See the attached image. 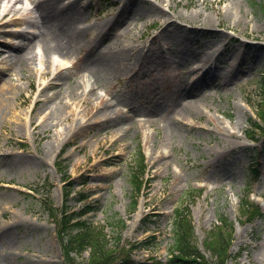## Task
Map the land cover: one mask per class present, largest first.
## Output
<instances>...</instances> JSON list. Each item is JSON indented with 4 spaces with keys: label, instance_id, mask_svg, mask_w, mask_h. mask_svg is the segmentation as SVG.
I'll list each match as a JSON object with an SVG mask.
<instances>
[{
    "label": "rangeland",
    "instance_id": "obj_1",
    "mask_svg": "<svg viewBox=\"0 0 264 264\" xmlns=\"http://www.w3.org/2000/svg\"><path fill=\"white\" fill-rule=\"evenodd\" d=\"M151 1L175 18L178 13L187 17L200 12L211 20L216 32L189 31L178 39L159 35L163 16L155 9L151 16L145 8L141 16L128 17L126 29L124 24L113 23L120 0H91L86 13L75 21L84 31L66 57L74 62L68 71L56 65L41 76L40 71L49 69L44 59L40 65L33 64L32 70L27 67L20 72L3 63L0 56V69L4 70L0 85L11 80L21 88L11 95L9 110L21 112L26 120L31 116L37 124L53 103L44 102L42 113L36 114L44 83L53 82L45 90L58 92L92 72L87 89L93 82L95 85L89 104L78 103V97L72 113L69 107L67 114L54 115L44 127L19 126L10 114L0 119V264H66L57 235L59 211L65 205L69 212L90 208L83 219L103 226L112 245L135 246L128 251V262L122 261L123 253L112 264H169L173 214L184 206L191 211L196 244L209 260L212 257L203 241L222 215L232 222L235 240L231 253L237 256L227 264H264V218L246 223L238 210L248 189L264 209V135L250 126V119L257 121L259 78L264 75V0H199L195 5L191 0ZM29 6H33L31 1ZM3 11L0 6V20ZM50 16L38 15V19L42 24ZM7 20L6 30L26 27L11 16ZM177 20L189 26L184 18ZM225 22L242 31L231 30ZM152 35H157L152 47L188 63L134 75L132 55L142 43L149 45ZM94 43L117 61L107 72L93 71L94 49L90 47ZM200 44L214 51L212 57L220 70L237 61L238 76L231 83L211 85L197 108L184 111L179 105H170V110L151 111L154 103L175 95L174 90L189 86L203 72L190 74L199 64L196 55L204 51ZM55 75L57 79H53ZM96 94L108 103L101 117L96 113ZM132 100L139 108L129 113L124 104ZM127 114L132 115L130 119ZM77 119H88L91 124L71 129V120ZM140 152L149 182L131 211L135 197L131 168L139 162ZM51 207L56 209L54 214ZM76 258L86 262L89 253Z\"/></svg>",
    "mask_w": 264,
    "mask_h": 264
},
{
    "label": "bare ground",
    "instance_id": "obj_2",
    "mask_svg": "<svg viewBox=\"0 0 264 264\" xmlns=\"http://www.w3.org/2000/svg\"><path fill=\"white\" fill-rule=\"evenodd\" d=\"M29 1L33 3V6H29ZM159 1L164 2L165 0ZM198 1L199 0H191L193 5ZM226 1L234 0H220V2ZM90 2L91 0H86L85 2H82L81 0H72L69 2H63L62 0H0V6H4V11L2 12L0 20V37L9 36L11 38L10 40H0V56L3 58L2 62L9 67L13 66V68L22 72L27 67L32 70L33 64L38 63L40 65L43 61H46L44 59H47L49 63L47 68L49 67V69L40 71L41 76H46L49 73V70L51 72L56 65L59 68H67L66 66H70L72 63H70L71 61L66 57H68L73 49L79 44L80 33L84 31L83 27L76 24L79 21L77 19L81 17L82 14L86 13L87 8L90 6ZM146 2H149V4ZM146 2L142 3L141 0H120V11L113 17V23H120V25L124 24L125 28L128 29V17L141 16L143 9L145 8V12L151 16H153L154 9L163 16L164 19L159 35L165 34L167 37L178 39L188 36L189 31L207 35H213V33L216 32L211 20L208 17L203 16L200 12L187 15V17L178 13L175 18L173 15L168 16V13L165 12L160 4H155V2L151 0H146ZM203 2L205 3L206 0H203ZM142 4L148 5L142 6ZM12 13H14L12 19H18L21 23L26 24V27L17 30L4 29L9 23L7 18ZM45 14H51V16L41 24L38 15L44 16ZM241 14L242 17L246 19V13L241 12ZM178 18H184L189 26L180 23L177 20ZM76 20L77 22L75 23ZM231 23L232 22H225V25L231 30L242 31L237 28L236 24ZM156 38L157 35H152L149 45L142 43L141 47L132 55L136 67L133 71L134 75L141 71L151 69L169 70L172 68H178L179 65H185L188 63L186 59H172L169 55L164 54L160 48L155 46L152 47L150 44L153 39ZM193 41L195 43L196 39ZM95 46L96 44L94 43V45L90 47L91 49H94L92 56L93 71L94 69H97L101 72H107L113 68L117 61L105 54L104 51L100 52ZM199 46L202 47L204 51L203 53L196 55L199 64L191 68L190 74L196 76L200 70L204 69L203 72L195 77L189 86L179 89L178 91L174 90L175 95L165 97V101L154 103L150 108L151 111H166L170 110L173 106L175 108L177 105H179L184 111L197 108L201 97L206 94L205 91L211 85L215 86L220 83H231L238 76L239 67L237 61H235V65L228 62V68L220 70L217 62L212 57L214 51L210 52L209 50H205L203 44H200ZM107 51H109L108 48ZM3 71V69H0V73ZM89 73L90 74L87 75L86 78L84 76V79L82 80H74L71 82L66 89L61 87L58 92L49 93L45 89H51L54 86V83H44V86L40 91L43 98L38 99L41 103L36 109V114L42 113L41 109L44 102L52 100L53 103L48 106V111L42 116L41 121L38 124L35 123L31 116L26 120L21 116V112L15 113L14 111L9 110V105L11 104L10 101L12 99L11 95H15L16 91H20L21 88L11 80L5 81L0 85V119L5 115L10 114L13 118V122L17 123V125L22 127L30 125L37 128L47 125L48 120L52 119L54 115L63 116L65 113L67 114V109L69 107H71L70 113H72V104L76 102L78 97V103L89 104L92 101L89 95L95 93L94 82L89 90L87 89V86L90 75L94 76V74L92 72ZM57 77L58 75H55L53 79H57ZM80 89L82 90L79 93ZM95 100H97L96 102L99 106V110H97L96 113H99V117H101L104 115L108 103L104 101V98L100 94H96ZM124 105H126V107L129 106L127 109L129 113L131 111L136 112L139 108L134 100L125 102ZM170 105H172L171 108ZM125 116H128V119H130L132 115L130 116L127 114ZM55 124L58 125L60 123L56 122ZM90 124L91 123H89L88 119H77V121L74 120V122L71 120L70 128L76 130L81 128L84 129ZM5 236L8 237V234L5 233Z\"/></svg>",
    "mask_w": 264,
    "mask_h": 264
},
{
    "label": "trees",
    "instance_id": "obj_3",
    "mask_svg": "<svg viewBox=\"0 0 264 264\" xmlns=\"http://www.w3.org/2000/svg\"><path fill=\"white\" fill-rule=\"evenodd\" d=\"M259 84L261 100L256 107L257 121L250 119V126L251 128H258L261 135H264V75L259 78ZM247 135L252 139H256L251 133H247ZM56 164L60 168L59 162H56ZM131 169L130 180L135 192L131 211H134L137 206V197L147 182L145 177L146 165L141 152L139 162ZM249 169L251 172L257 173L256 168L250 166ZM255 179L256 177L253 180ZM249 184L248 182V186ZM69 192L65 195L67 198L71 194ZM251 193L249 189L246 190L238 205L239 213L246 223H253L258 218H264V209L252 199ZM51 210L52 214H54L56 209L51 207ZM90 210L88 208L82 212H69L68 207L65 205L59 211L60 221L57 230L58 236L62 241L61 245L66 263L112 264L116 263L123 253H125V256L122 261L128 262V251L135 246L130 245L126 249L122 246L112 245L103 226L94 225L83 219V216ZM121 222L125 224V221ZM172 224L174 242L169 248V264H227V260L233 256L231 246L235 240L234 230L232 229V222L226 216L220 215L219 223L206 232L203 245L205 251L212 257L211 260L206 257L205 253L196 244L189 207L184 206L175 209ZM76 229L77 231L74 232ZM86 251L89 253V259L86 262L76 258V256H82ZM72 253H75L76 256ZM233 257L237 258V256Z\"/></svg>",
    "mask_w": 264,
    "mask_h": 264
}]
</instances>
